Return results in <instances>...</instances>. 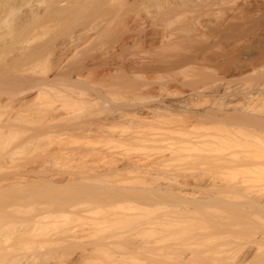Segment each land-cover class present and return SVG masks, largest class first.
<instances>
[{"label":"rangeland","instance_id":"374dc122","mask_svg":"<svg viewBox=\"0 0 264 264\" xmlns=\"http://www.w3.org/2000/svg\"><path fill=\"white\" fill-rule=\"evenodd\" d=\"M211 76L223 80L226 89L220 95L209 93L214 84L206 78ZM16 79L21 83L14 86L11 82ZM27 80L28 87L31 81L39 84L34 89L22 86ZM193 81L198 82L196 88L205 92L204 96L189 95ZM155 93L167 95L172 101L193 97L198 110L237 102L243 95L244 100H251L240 102L264 107V0H0V173L12 172L24 162L30 163L26 171L31 169L33 173L29 170L28 174H35L31 178L43 174L49 177L50 166L54 186L66 190V184L76 175L102 170L113 158L129 156L147 161L161 156L158 153L169 147H159L161 140L159 145L137 140L148 133H158L157 138L167 132L175 136L168 130H173L180 118L172 117L174 123L168 129V119L146 124L145 115L134 114L140 110L135 102ZM46 106L61 115L49 134L42 131L44 120L30 117L36 108ZM36 128L38 136L25 143ZM194 131L207 132L200 127ZM149 139L145 141L150 143ZM48 151L53 152L49 165L45 155ZM7 152L10 158L3 159ZM202 168L195 165L188 173H202ZM138 175L122 174L114 180L125 187H136L147 176ZM258 185L264 190L263 182ZM55 196L53 193L49 199L27 200L20 215L43 217ZM77 209L64 212L65 217L44 220L46 226L29 246L33 251L22 246L12 253L5 252L0 264H17L30 252L36 253L35 264L146 263L140 252L128 242L123 243L122 235L130 236V226L124 223L138 216L135 211L128 210V206L93 210L89 203ZM142 214L157 219L161 211ZM150 228L157 229L140 232L133 239L176 247L179 240L192 241L200 233L219 237L211 229L199 230L191 225L173 236L162 232L160 226ZM67 229L80 239L112 234L119 238L103 250L82 251L83 257L82 248L75 250L77 245L66 249V243L56 241ZM6 231L10 233L14 228L7 227ZM240 245L234 244L233 250L242 257L251 244L243 240ZM22 261L19 264H24Z\"/></svg>","mask_w":264,"mask_h":264},{"label":"bare ground","instance_id":"6f19581e","mask_svg":"<svg viewBox=\"0 0 264 264\" xmlns=\"http://www.w3.org/2000/svg\"><path fill=\"white\" fill-rule=\"evenodd\" d=\"M94 1L89 0V3ZM206 79L214 84L209 88V93L220 95L225 91L223 80L213 76ZM22 82L26 83V80ZM20 83L21 80L19 82L17 79L11 82L14 86ZM197 83L194 81L190 83L192 87L190 96H204L205 92L196 88ZM23 84L21 85L27 86L30 83L28 84L27 80V84ZM38 84L31 81L30 87H27L34 89ZM155 94L140 97L134 105L139 106L140 110H136L134 114L135 116L136 114L145 115L143 120L146 124H152L159 119H168L166 121L167 124L169 121L170 125H167V128L174 126L173 130H171L172 127L167 130L169 134L173 131L175 136L172 134L169 136L168 132L160 133L163 137L158 139L156 137L158 133H148L146 136L142 135L143 137L138 136L141 137L137 138L138 140L134 139L138 142L142 139V143L146 142L148 145L153 142L159 145L158 142L161 140L163 144L159 142V147L169 146L158 153L161 156L153 157L154 159L147 158V161L129 156L122 159L113 158L102 170H85L76 175V178L66 184L68 185L66 190H61L62 186H54V181L51 179L53 170H49L50 166L47 168V172H51L49 177L43 174L44 177L31 178L33 174L29 175L28 171L32 172V170L26 171L30 163L23 164L24 162H19L21 165L15 167L16 169L12 172L0 173V257L5 252L12 253L22 246H33L34 237L40 233L38 231L42 227L46 226L44 220L57 216L65 217L64 212L78 210V205L89 203L93 206V210L107 211L109 208L118 209L128 206V210L137 213L138 216L134 215L127 220V223H124L130 226L128 232L130 236L123 234L122 237L124 244L128 242L130 247L143 255L145 264H165L167 261H175L179 264H264V190L259 189L261 185H258L264 183V107L251 106L247 101L248 104L244 103L245 100H251L246 98L247 93H243L245 100L244 95L240 97V100H244V102L241 101L242 103L240 100L231 101L235 104L231 105V102H228L203 110L197 109L194 103L196 100L193 97L188 99L183 96L172 101L167 95ZM30 115L34 117V120H44L42 131L46 134L51 133L53 123L61 118V115H57L50 106L36 108ZM172 117H178L181 120L175 121L172 125V119H174ZM181 123L182 125H176ZM175 125L176 128H174ZM199 127L207 132L196 133L197 131L194 130ZM80 129L84 128L80 127ZM38 133L37 128L31 130L30 137L27 135V140H24L25 143L34 140ZM177 134L179 137L187 136V138L180 139L181 137H177ZM146 137L150 138V143L145 141L148 140ZM175 139L178 140L175 141ZM137 141L134 142L138 143ZM4 143L1 144L4 145L2 148L5 147ZM156 145L152 144L153 147L158 148ZM9 153L7 152V156L4 154L2 158H10L11 153ZM52 154V151L45 152L48 165L51 163ZM27 162L25 159V163ZM195 165L202 166L203 172L196 175L188 173V170ZM30 167L31 165L28 168ZM129 173L147 176L145 178L143 176L145 181L142 179V183L138 182L141 185L136 187H125L114 180L115 177ZM256 182H259L255 184L257 189L254 188ZM61 185L65 186L63 183ZM53 193L56 194V199L49 203V208L46 209L43 217L26 218L20 215L23 214L22 209L27 200L49 199ZM153 210L161 211L157 219H149L142 214ZM153 225L162 227L161 231L167 232L170 236L179 234L186 225H191L199 230L211 229L219 237L213 239L214 236L211 234L200 233L195 240L187 242L179 240L174 244L176 247L157 246V241L133 239V236H137L140 232L145 234L153 232L157 229L150 228ZM7 227H13L14 231L7 232ZM60 233L56 241L66 243V249H73L77 245L75 250L82 248L83 257L82 251L92 253L98 249L103 250L107 246L116 244L115 238H119L118 234H112L105 237L88 236L80 239L69 229ZM165 239L171 238L166 236ZM243 240L251 244L250 251L243 254V256L247 254L245 258L237 256L236 250H233L236 248L234 244L241 247ZM30 253V255L23 253L24 256L27 255V258L21 261L35 264L36 253ZM13 257L17 258L14 255ZM85 257H88V254ZM133 260L137 263L135 258ZM24 261L22 262L25 264Z\"/></svg>","mask_w":264,"mask_h":264}]
</instances>
